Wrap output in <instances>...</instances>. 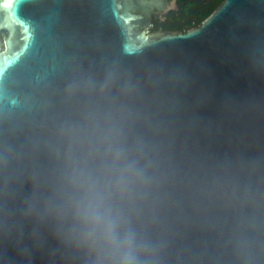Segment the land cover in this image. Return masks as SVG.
<instances>
[{"label": "water", "instance_id": "95a60500", "mask_svg": "<svg viewBox=\"0 0 264 264\" xmlns=\"http://www.w3.org/2000/svg\"><path fill=\"white\" fill-rule=\"evenodd\" d=\"M164 9L0 0V264H92L27 216L25 197L57 126L109 101L164 180L148 224L155 264H264V0H222L184 32H148Z\"/></svg>", "mask_w": 264, "mask_h": 264}, {"label": "clouds", "instance_id": "9594fccd", "mask_svg": "<svg viewBox=\"0 0 264 264\" xmlns=\"http://www.w3.org/2000/svg\"><path fill=\"white\" fill-rule=\"evenodd\" d=\"M115 80L110 73L100 97ZM41 151V178L30 174L28 181L27 216L55 223L58 234L85 251L92 264H155L158 248L148 224L155 222L164 180L115 102L62 121Z\"/></svg>", "mask_w": 264, "mask_h": 264}, {"label": "trees", "instance_id": "16d2710c", "mask_svg": "<svg viewBox=\"0 0 264 264\" xmlns=\"http://www.w3.org/2000/svg\"><path fill=\"white\" fill-rule=\"evenodd\" d=\"M222 0H181L177 10H171L156 27L164 30L186 31L204 20Z\"/></svg>", "mask_w": 264, "mask_h": 264}, {"label": "flooded vegetation", "instance_id": "af4514ba", "mask_svg": "<svg viewBox=\"0 0 264 264\" xmlns=\"http://www.w3.org/2000/svg\"><path fill=\"white\" fill-rule=\"evenodd\" d=\"M181 0H162L163 5L166 7V9L164 10H160V11H156L154 12V14L151 16L150 20L148 21V25H147V31L148 32H155V31H175V30H164L162 29V27H156V21L157 20H161L164 21L166 18V15L168 14L169 11L171 10H177V6L180 3ZM8 35V31L7 30H1L0 31V38L2 41L1 44V49L0 51L4 50V40Z\"/></svg>", "mask_w": 264, "mask_h": 264}]
</instances>
